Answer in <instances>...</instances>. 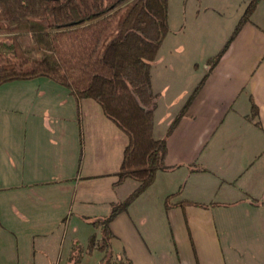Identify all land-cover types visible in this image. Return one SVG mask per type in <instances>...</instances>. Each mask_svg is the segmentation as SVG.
<instances>
[{"label": "crops", "instance_id": "obj_1", "mask_svg": "<svg viewBox=\"0 0 264 264\" xmlns=\"http://www.w3.org/2000/svg\"><path fill=\"white\" fill-rule=\"evenodd\" d=\"M254 14L255 9L167 136L192 90L175 84L169 92L168 83L156 88L151 78L158 95L153 134L165 137L164 161L170 168L158 170L153 182L110 221L115 258L165 264L150 248L155 230H170L174 240L179 222L188 238L192 261L187 264H264V23ZM68 96L69 101L59 102L58 114L45 110L30 118L34 104L26 105L21 133L0 135V264H78L89 255V236L99 229L93 221L130 194L117 196L127 180L116 183L125 146L120 130L94 101L76 104ZM251 99L258 112L252 117ZM106 132L119 140L121 152L110 170L99 142ZM86 137L96 148L86 151ZM102 161L103 170L93 169ZM100 175L108 177L105 187L97 181ZM177 191L166 206V197ZM17 192L24 194L17 197ZM98 208L107 212L99 214ZM174 251L178 256L175 246Z\"/></svg>", "mask_w": 264, "mask_h": 264}, {"label": "trees", "instance_id": "obj_2", "mask_svg": "<svg viewBox=\"0 0 264 264\" xmlns=\"http://www.w3.org/2000/svg\"><path fill=\"white\" fill-rule=\"evenodd\" d=\"M259 1H249L228 42L206 60L207 72L165 136ZM168 30V0H0V85L47 77L66 87L76 104L84 99L97 103L126 136L116 183L131 178L137 184L106 216L93 221L100 235L89 236L85 251L100 250L99 264H130L113 258L109 223L153 182L158 170L170 168L164 161L166 139L153 134L158 95L151 84L152 62ZM250 112V117L258 113L252 99ZM178 192L166 197V206ZM186 203L192 202L180 201Z\"/></svg>", "mask_w": 264, "mask_h": 264}, {"label": "rangeland", "instance_id": "obj_3", "mask_svg": "<svg viewBox=\"0 0 264 264\" xmlns=\"http://www.w3.org/2000/svg\"><path fill=\"white\" fill-rule=\"evenodd\" d=\"M249 1L250 0H168L169 30L151 66V78L154 86L158 88L159 85L163 86V84L168 83V87L170 85L169 92H172L175 84L176 86L182 84L189 86L190 90H193L207 72L206 60L216 55L228 42L240 16L246 10ZM252 17L253 16H251V18ZM254 18L258 22L264 23V0L258 2L255 8ZM169 68H172V73L169 72ZM169 75H172V77H169ZM68 95L69 90L66 87L55 83L47 77L13 80L1 84L0 135L12 132L16 134L21 133L19 128L23 124V120L27 117L24 114L26 105L34 104L33 108H35V110L32 112L35 113L34 115L28 113L30 114L28 116L30 118L38 117V114L45 110L48 114H58L62 109L59 106V102L64 100L69 101L71 98ZM84 101L93 102L89 99H84ZM95 105L98 107L97 109H100L97 104ZM66 107H68V105ZM120 133L126 144V136L122 131H120ZM101 135L102 138L99 139L101 140L99 142L105 146L103 148V161H106V166L110 170L114 164L116 166L118 154L121 156V152L118 153L119 140L113 139L112 135L108 132L105 134L102 133ZM85 139L86 151H88V149L92 150L95 146L92 145V148L88 145L87 137ZM112 140L114 141L113 143H111ZM103 161L100 162L99 165L95 163L93 169L98 171L103 170ZM109 176H112V174L108 175V177ZM108 177L101 176L97 181L100 185L105 187ZM136 184L137 182L135 180L131 178L127 179L123 188L118 190L117 196H119V198L120 196L124 198L133 190ZM17 194V197H22L24 193L17 192ZM97 197H100V195H97ZM178 199L180 198L178 197ZM93 206L95 205L89 206V208ZM105 209L98 208L97 212L99 214H105V212H107ZM191 229L195 235L196 227L191 225ZM90 230L93 231L92 226ZM173 230L175 233L174 240L171 238L170 230L166 231L163 228L155 230L156 241H152L153 245L150 248L152 250L156 248L157 257L162 263H190L192 260L190 258L191 254L188 252V238L186 234H184L179 222H177V224L175 223ZM95 231L96 236H99V229ZM70 234L71 231L69 230L67 232V237ZM142 234L144 237L149 235L148 232H143ZM151 235L152 234H150V236ZM201 240V238L198 239L195 237L196 242H200ZM253 242L254 241H246L245 244L258 247V244ZM174 246L178 250V256L175 254ZM80 251L79 249L77 251L78 253L75 255L77 259L80 258ZM168 252H170V255L165 254ZM88 254L87 258L81 260L78 264H99L100 258L103 255L98 249H93V251ZM66 255L67 254H64L63 256ZM71 257L75 258L74 255H71ZM138 257V262H142L140 255H138ZM199 257L202 259L201 254ZM113 258L115 259V254ZM126 259L131 263L128 257ZM60 264H63V262Z\"/></svg>", "mask_w": 264, "mask_h": 264}]
</instances>
